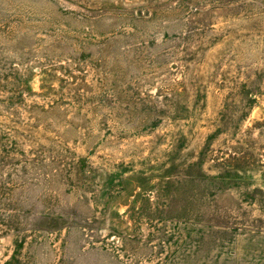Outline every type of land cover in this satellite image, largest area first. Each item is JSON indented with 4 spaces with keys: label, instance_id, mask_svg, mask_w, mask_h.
Segmentation results:
<instances>
[{
    "label": "rangeland",
    "instance_id": "374dc122",
    "mask_svg": "<svg viewBox=\"0 0 264 264\" xmlns=\"http://www.w3.org/2000/svg\"><path fill=\"white\" fill-rule=\"evenodd\" d=\"M0 264H264V0H0Z\"/></svg>",
    "mask_w": 264,
    "mask_h": 264
}]
</instances>
